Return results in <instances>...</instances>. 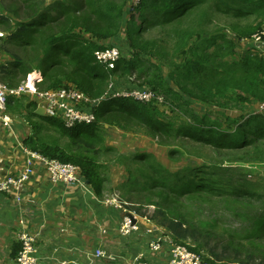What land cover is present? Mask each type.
I'll list each match as a JSON object with an SVG mask.
<instances>
[{
  "label": "trees",
  "instance_id": "1",
  "mask_svg": "<svg viewBox=\"0 0 264 264\" xmlns=\"http://www.w3.org/2000/svg\"><path fill=\"white\" fill-rule=\"evenodd\" d=\"M23 1L21 18L1 10L0 30L8 34L0 38V80L17 87L40 72L41 90L75 87L92 100L89 110L96 117L94 124L70 129L59 119L37 115V104L29 98L9 97V112L23 117L31 129L28 149L79 166L99 193L109 184L105 160L119 155L106 145L107 127L143 129L168 146L172 158L184 156L185 146H196L193 160L198 162L175 172L149 154H120L129 179L122 192L117 190L139 196L142 203L154 192L185 199L197 226L152 201V216L142 212V203L134 206L140 217L203 254L209 264H264V180L252 181L240 165L222 159L243 154L248 162L264 165V114H251L255 103L264 102V58L247 52L237 59L240 42L264 29V0H140L131 11L130 0ZM218 17L233 22L234 37L222 27L216 34L209 31ZM118 41L125 53L107 69L95 53ZM164 66L171 68L168 73ZM132 76L139 86L126 90L163 97L162 107L169 112L157 102L113 97L117 91L109 80ZM207 150L218 155L209 159ZM193 201L202 205L193 209ZM206 214L210 221L201 219ZM227 221L233 229H224Z\"/></svg>",
  "mask_w": 264,
  "mask_h": 264
},
{
  "label": "crops",
  "instance_id": "2",
  "mask_svg": "<svg viewBox=\"0 0 264 264\" xmlns=\"http://www.w3.org/2000/svg\"><path fill=\"white\" fill-rule=\"evenodd\" d=\"M237 50L252 52L242 41ZM11 116V128L0 124V181L20 177L28 168L31 173L21 189V202L12 193H0V264H16L13 250L20 244L21 220L26 231L37 235L39 264H131L140 252H146L147 264L168 260V251L156 255L148 249L157 239L149 232L155 226L148 219L138 217L139 231L127 237L120 234L124 212L107 204L114 197L106 196V188L96 193L89 185L51 182L46 169L27 153L32 152L25 144L31 136L28 123L21 116ZM99 250L107 257H96Z\"/></svg>",
  "mask_w": 264,
  "mask_h": 264
},
{
  "label": "built area",
  "instance_id": "3",
  "mask_svg": "<svg viewBox=\"0 0 264 264\" xmlns=\"http://www.w3.org/2000/svg\"><path fill=\"white\" fill-rule=\"evenodd\" d=\"M140 0L133 2L134 6L139 4ZM0 2V14H1ZM0 38H5V34L0 32ZM242 42L250 46L254 55L264 58V29L251 38L243 39ZM98 62L107 69H113L121 58L120 49L117 46L107 47L95 53ZM4 60L0 53V66ZM33 79H36V86L31 85V74L27 81L17 87H9L0 80V124L6 128H11L13 119L8 110V98H20L25 96L37 104L38 108H43L45 116L61 120L67 128H73L78 125H91L96 122L95 114L89 110L92 100L83 92L72 86L61 87L54 90H41L37 83L41 82V73L34 71ZM112 83L110 88L112 89ZM113 97H130L139 102L150 104L153 102L164 103L163 97L156 95L148 90L134 89L131 91L115 92ZM98 104L100 101H97ZM96 102H94L93 106ZM252 115L264 114V102H258L254 105ZM29 155L36 158L48 172L50 181L53 183H63L69 187H87L79 166L71 163H63L56 159H48L37 153L27 151ZM31 169L28 168L20 177H9L0 181V193H12L16 195V201L21 202L20 192L23 185L28 181ZM107 204H113L124 212V218L120 224V234L124 237L130 236L133 232L139 231L138 216L130 212L126 206L127 203L120 198L114 197ZM132 213L137 220L133 225L128 214ZM20 231L17 235L21 244L15 263L16 264H39L37 235L25 230L24 221H20ZM149 232H153L157 239L151 241L148 249L153 254H162L168 251L169 258L162 264H209L201 254L190 250L187 246L177 244L171 236L166 235L159 227H154ZM96 257H107L104 251H97ZM131 264H147L146 252H140L131 262Z\"/></svg>",
  "mask_w": 264,
  "mask_h": 264
},
{
  "label": "rangeland",
  "instance_id": "4",
  "mask_svg": "<svg viewBox=\"0 0 264 264\" xmlns=\"http://www.w3.org/2000/svg\"><path fill=\"white\" fill-rule=\"evenodd\" d=\"M53 0H44V2H52ZM135 0H130V7L129 10H132V5ZM1 2V8L2 12L5 11L7 12L11 17L16 19V15H18L20 18L23 16V9H24V1L23 0H0ZM139 15L137 13V17L139 18ZM13 23V21L11 22ZM233 25V22L230 20L224 18V17H218L215 20V23L209 28V31L212 32L213 34H216L218 27H222L226 30V32H229L230 37H234V33L232 32L230 26ZM264 27V26H263ZM0 32L4 33L5 36H7L8 33H6L3 30H0ZM257 34V33H256ZM158 35V34H154ZM255 35V34H254ZM253 35V36H254ZM252 36V37H253ZM151 38V36H149ZM116 46L120 48V50L123 47H121V41L115 42ZM242 47V46H241ZM124 53L125 51L122 50ZM120 51V53H122ZM238 51V50H237ZM251 53V52H249ZM239 57L237 58L238 60L241 59L242 56L248 54V53H240L238 52ZM252 54V53H251ZM242 55V56H241ZM191 58V57H190ZM165 70L168 71L171 69L169 66H164ZM115 81V82H114ZM110 84L112 83V87L115 88L117 92L120 91H128L126 89H130L132 87L139 86V82L136 81L135 77H128L127 79L119 80L117 79H110L109 80ZM133 84V85H132ZM121 85L122 90H117V86ZM164 103H156L158 106H163ZM198 105L195 106V109L199 108ZM163 109L166 110V112H169V107L165 106L162 107ZM200 111H203V109H200ZM249 114V113H246ZM105 139H106V145L108 147L114 148L119 152V155L122 154L124 156L127 155H137L139 153L142 154H149L151 155L156 162L160 163L164 167L168 168V170L175 172L179 170L182 167H185L189 164H194L198 162V160H193L195 155L197 154V147L196 146H185L183 148V154L184 156H181L177 154L175 158L170 157L169 155V147L166 145H163L160 141L159 138H154L152 136L147 135V132H144L143 129L133 127L131 130H121L116 127H107L105 130ZM182 149V148H181ZM119 155L117 157L115 155L109 156L105 160V165L107 170H104L105 173H107V178L109 180V184L106 187V196L113 198L117 197L122 200H125L128 205L134 206L137 203H142L141 200H139V196L137 195H132V196H126L121 194L120 188L122 187V182L128 181L129 176L126 174V168L124 166V159L121 158ZM218 155L217 153H213L211 150L206 151V157L209 159H214ZM248 155H243V154H235L232 153L230 155H223L222 159L223 161H232L235 162L234 165L239 167L242 170H245V173H247L248 178H250L252 181H258V180H264V165L263 164H253V162H248L247 161ZM149 159H146L148 161ZM146 163V162H145ZM131 169L135 171L136 165L133 164L131 166ZM118 183V184H115ZM118 185V186H116ZM119 189V190H117ZM150 195V199L146 201V203H142L143 207L142 212L146 213L148 216H152L155 213L156 207L152 206L150 201L153 203H158L161 206H165L169 208L170 210L176 211L177 214L181 215L184 220H188L189 225H198V218L196 215H191L190 214V208L187 207V204L185 203V199H181L179 201H176L172 198V196L168 193H166L165 196H161L158 192H154L151 194H148L147 197ZM131 197V198H130ZM167 198V199H166ZM166 199V200H165ZM193 209L198 208L199 206L202 205L201 202L198 201H193L192 202ZM136 206L130 208L131 212L135 213L138 215V210L135 208ZM129 210V211H130ZM137 212V213H136ZM139 216V215H138ZM212 216L206 214L204 215L201 219L204 221H210ZM146 220V219H145ZM147 221V220H146ZM152 224L155 227H158L155 223L152 222ZM233 222L227 221L224 224V229H233ZM162 229V228H161ZM164 231V230H163ZM192 243V241H190ZM264 247L263 245H260ZM204 254L207 256V253L204 251ZM203 256V254H201ZM204 258V256H203Z\"/></svg>",
  "mask_w": 264,
  "mask_h": 264
},
{
  "label": "water",
  "instance_id": "5",
  "mask_svg": "<svg viewBox=\"0 0 264 264\" xmlns=\"http://www.w3.org/2000/svg\"><path fill=\"white\" fill-rule=\"evenodd\" d=\"M97 104H98V102H96L94 106H96ZM36 114L40 115V116H45V113L42 110L41 111L37 110ZM87 185H89V184L87 183ZM128 217L132 220L133 225H135L137 223V220H136V218L134 217V215L132 213H129Z\"/></svg>",
  "mask_w": 264,
  "mask_h": 264
},
{
  "label": "bare ground",
  "instance_id": "6",
  "mask_svg": "<svg viewBox=\"0 0 264 264\" xmlns=\"http://www.w3.org/2000/svg\"><path fill=\"white\" fill-rule=\"evenodd\" d=\"M30 77H32L31 85L32 86H34V85L36 86V79H33L34 76H33L32 73H31V76Z\"/></svg>",
  "mask_w": 264,
  "mask_h": 264
}]
</instances>
